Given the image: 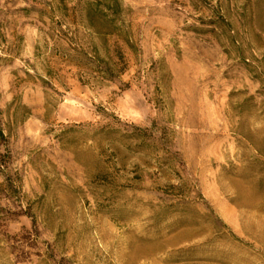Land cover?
Wrapping results in <instances>:
<instances>
[{"label":"rangeland","instance_id":"374dc122","mask_svg":"<svg viewBox=\"0 0 264 264\" xmlns=\"http://www.w3.org/2000/svg\"><path fill=\"white\" fill-rule=\"evenodd\" d=\"M94 1L0 0V264H264V0Z\"/></svg>","mask_w":264,"mask_h":264},{"label":"trees","instance_id":"16d2710c","mask_svg":"<svg viewBox=\"0 0 264 264\" xmlns=\"http://www.w3.org/2000/svg\"><path fill=\"white\" fill-rule=\"evenodd\" d=\"M86 5L89 7H94L95 13H101L100 6L104 5L105 9L115 12L118 8V0H108V1H97L87 2ZM65 9V8H64ZM91 16L90 11L87 14V19ZM96 35H101L100 31H94Z\"/></svg>","mask_w":264,"mask_h":264}]
</instances>
